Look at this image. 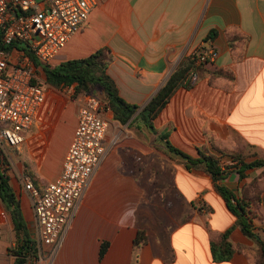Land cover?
<instances>
[{"label":"crops","instance_id":"0c3cea01","mask_svg":"<svg viewBox=\"0 0 264 264\" xmlns=\"http://www.w3.org/2000/svg\"><path fill=\"white\" fill-rule=\"evenodd\" d=\"M103 48L110 50L108 74L121 97L139 109L126 124L112 111L107 115L104 158L57 254L48 262L45 247L38 264H257L256 243L236 225L215 181L202 167L190 168L169 152L164 136L192 158H219L226 172L221 184L238 198L257 181L261 200L254 225L264 240V169L248 170L241 179L237 166H227L237 165L228 155L233 153L246 162L264 159V0H106L51 66ZM204 49L218 56L199 65L192 54ZM184 62L197 81L175 92L152 121V131L141 112ZM41 70L47 102L19 157L44 187L62 171L78 124L79 96L63 107ZM69 116L71 124L64 127ZM14 178L25 221L36 232L31 198ZM8 222L0 203V225ZM230 229L234 253L216 262L212 241ZM140 234L146 240L137 244ZM0 244L6 253L8 245Z\"/></svg>","mask_w":264,"mask_h":264},{"label":"built area","instance_id":"2783aa9c","mask_svg":"<svg viewBox=\"0 0 264 264\" xmlns=\"http://www.w3.org/2000/svg\"><path fill=\"white\" fill-rule=\"evenodd\" d=\"M105 1L45 0L41 4L37 0H0L1 42L5 47L26 45L39 62L51 65L85 26L91 12ZM192 55L196 63L205 65L218 53L204 49ZM47 98L26 51L20 47L0 50V145L20 150ZM77 101L78 124L59 177L39 189L27 173L18 175V182L31 198L39 243L50 248L52 258L107 150L110 108L94 93L81 94ZM227 166L232 168L236 163L231 161ZM7 225H0V235ZM14 259L8 249L0 252V264H14Z\"/></svg>","mask_w":264,"mask_h":264},{"label":"trees","instance_id":"16d2710c","mask_svg":"<svg viewBox=\"0 0 264 264\" xmlns=\"http://www.w3.org/2000/svg\"><path fill=\"white\" fill-rule=\"evenodd\" d=\"M15 47L24 49L36 68H41L44 71L48 85L60 90L75 86V96L91 94L94 93L96 88H101L105 98L104 103L113 112L114 118L122 124L128 123L137 113L139 107L128 103L121 97L117 84L108 74L111 61L108 48L100 49L85 59L70 60L53 67L39 62L30 50L25 49L20 44L14 43L11 47H5L0 39V50L6 49L9 51ZM189 70L190 68L185 67V62L182 63L141 112V117L144 119L145 124L152 131H155L152 121L168 105L175 92L182 86L191 87L197 81L194 75H188ZM164 138L166 139V148L169 152L180 156L190 168L202 167L212 177L216 183V191L225 199L230 211L236 216V225L241 228L248 238L256 243L257 264H264V240L256 232L254 225V219L258 218L255 208L260 204L261 200L260 192L256 186L257 181L255 180L250 184L249 190L244 193V198H238L234 192L221 184L226 177V172L222 170L219 158L206 154H201L200 158H192L172 146L167 136H164ZM228 155L237 162L236 169L241 179L245 178L248 170L264 169L263 158L253 162H246V157L243 154L233 153ZM3 164L0 163V203L10 216L16 233V246L8 249V252L14 256V264H37L40 258L38 244L28 228L21 202L14 192L10 177L6 174V170L2 168ZM28 175L32 178L37 188L43 189L34 175ZM262 176H264V171ZM251 189L253 191L252 195L249 192ZM232 230L230 229L224 233L219 242L212 241V254L216 262L225 261L234 253L233 246L229 240ZM145 240V236L140 234L136 239V243L139 244ZM104 253L105 247L102 249L101 254L103 255Z\"/></svg>","mask_w":264,"mask_h":264},{"label":"rangeland","instance_id":"374dc122","mask_svg":"<svg viewBox=\"0 0 264 264\" xmlns=\"http://www.w3.org/2000/svg\"><path fill=\"white\" fill-rule=\"evenodd\" d=\"M22 46L25 47L26 45H22ZM41 73H42V76H44V78H45V74L42 70H41ZM51 88H52L51 94L54 96L56 101H58V103L61 104L63 107L69 103H73V101H76L75 100L76 88H73L72 90L70 88H65V89H61V90L53 88V87H51ZM94 94L96 96H98L100 99H102L103 101L105 100L101 88H99V87L96 88L94 90ZM68 119L69 120L65 119L64 127H67V126L69 127V125L71 124L70 123L71 122V116H69ZM23 146H22V148H23ZM13 154H16V158H15L16 160H14L12 158ZM21 155H22V153L20 152L19 149H10L9 147H5L3 145H0V163H4L2 165V168L6 170V174L8 175V177H13V178L15 177L14 179L17 182V188L23 192L24 190L22 189L20 183L18 182V176L16 175L15 172L18 171L19 174L22 172L27 173V172H29V170H28L26 164L23 162L22 158L19 157ZM4 211H6V210L4 209ZM9 221L10 222H8V225L6 226L4 233L2 235H0V243L7 244L8 249L16 246V233L14 231L10 216H9ZM32 236H33L34 240L37 242L38 247H39V251H40L39 252L40 258L37 261V264H38L41 257H43L45 254V247H43L39 243L36 232H33ZM1 248H2V244H0V249ZM48 253H49L48 262H50L52 260V257L50 256L51 255L50 251Z\"/></svg>","mask_w":264,"mask_h":264}]
</instances>
